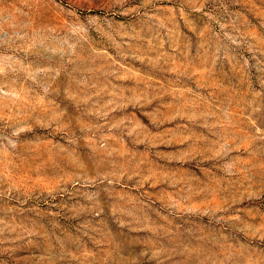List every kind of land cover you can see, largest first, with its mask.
Returning a JSON list of instances; mask_svg holds the SVG:
<instances>
[{"label":"rangeland","instance_id":"rangeland-1","mask_svg":"<svg viewBox=\"0 0 264 264\" xmlns=\"http://www.w3.org/2000/svg\"><path fill=\"white\" fill-rule=\"evenodd\" d=\"M0 264H264V0H0Z\"/></svg>","mask_w":264,"mask_h":264}]
</instances>
